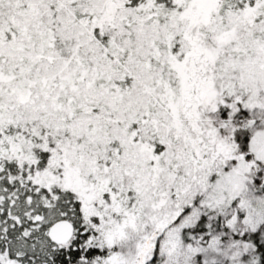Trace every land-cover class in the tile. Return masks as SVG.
I'll return each instance as SVG.
<instances>
[{"label": "trees", "instance_id": "1", "mask_svg": "<svg viewBox=\"0 0 264 264\" xmlns=\"http://www.w3.org/2000/svg\"><path fill=\"white\" fill-rule=\"evenodd\" d=\"M105 1L0 0V264H78L100 254L86 249L87 225L78 197L61 186H39L30 174L35 166L46 168L52 152L38 151L37 162L30 166L28 161L35 159L27 151L21 155L12 151L16 139L37 144L40 138L35 129L50 128L51 140L56 136L76 143L83 152L104 149L110 157L109 172L135 171L140 157L135 145L148 144L155 154H163L162 140L151 126L160 121L163 108L155 97L160 79L167 74L161 66L170 49L165 33L181 27L171 50L182 54L186 23L172 22L165 15L176 7L172 0H156L159 8L148 12L147 0H124L117 23L91 30V21ZM263 2L219 0L209 33L223 35L245 20L248 28L263 24ZM248 12H253V21L245 16ZM260 32L250 41L258 48L254 55L238 53L226 60L224 54L215 62L228 95L216 114L218 121L228 120L221 132L230 135L248 160L255 159V137L264 138V114L256 113L264 112V84L255 85L243 74L245 64L264 62ZM3 76H13L14 82L3 81ZM90 80H95L94 85ZM15 82L20 87L14 89ZM233 102L239 110L230 115ZM256 158L257 172L246 178L241 175V186L264 199V157ZM239 196L204 210L194 226L183 230V239L191 242L225 231L223 212ZM63 219L72 222L75 234L69 243L58 245L48 231ZM240 238L250 245V264H264V222ZM150 264H161L158 252Z\"/></svg>", "mask_w": 264, "mask_h": 264}, {"label": "rangeland", "instance_id": "2", "mask_svg": "<svg viewBox=\"0 0 264 264\" xmlns=\"http://www.w3.org/2000/svg\"><path fill=\"white\" fill-rule=\"evenodd\" d=\"M123 2L105 1L91 21V30L117 23V11ZM172 2L176 7L167 9L165 15L172 22L186 23L182 37L186 45L181 48L182 54L174 53V34L181 27L166 30L170 49L161 66L167 74L160 79L155 97L163 108L160 121L151 126L162 140L163 154H155L148 144L142 148L135 145L139 165L133 173H123L109 172L110 157L104 149L83 152L76 143L62 142L56 136L51 140L54 131L50 128L35 129L40 138L37 144L22 138L11 144L14 153L28 152L35 159L28 161L30 166L37 162L38 151H51L47 167L40 170L35 166L30 174L39 186L64 187L80 200L87 225L86 249L94 248L100 254L83 258L78 264H150L155 252L160 255L161 264H197L198 259L220 260L223 264L251 263L250 245L240 237L264 222V199L252 196L241 185L242 176L253 175L259 168L256 156L264 157V138L255 137V159L248 160L230 135L221 132L228 120L218 121L216 114L226 105L228 95H224L215 62L224 54L227 60L230 55L258 52L257 45L250 41L259 31L264 35V23L248 28V21H241L234 30L216 36L209 30L219 0H192L183 11L179 9L187 0ZM146 4L147 12L159 8L156 0H147ZM253 15L248 12L245 16L253 21ZM245 65L243 74L262 86L264 62ZM2 80L14 82L13 76H3ZM89 83L94 85L95 80ZM20 85L15 82L13 88ZM230 106V115L238 112L236 102ZM237 194L238 202L223 212L225 231L202 235L191 242L183 239V230L194 226L204 210L226 203Z\"/></svg>", "mask_w": 264, "mask_h": 264}, {"label": "water", "instance_id": "3", "mask_svg": "<svg viewBox=\"0 0 264 264\" xmlns=\"http://www.w3.org/2000/svg\"><path fill=\"white\" fill-rule=\"evenodd\" d=\"M74 234V225L66 219L55 222L48 231L49 238L58 245L67 244L72 241Z\"/></svg>", "mask_w": 264, "mask_h": 264}]
</instances>
